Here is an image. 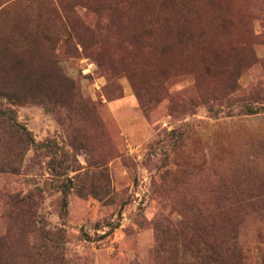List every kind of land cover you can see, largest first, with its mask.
<instances>
[{
	"label": "rangeland",
	"instance_id": "obj_1",
	"mask_svg": "<svg viewBox=\"0 0 264 264\" xmlns=\"http://www.w3.org/2000/svg\"><path fill=\"white\" fill-rule=\"evenodd\" d=\"M0 110V264L264 260V0H0Z\"/></svg>",
	"mask_w": 264,
	"mask_h": 264
},
{
	"label": "trees",
	"instance_id": "obj_2",
	"mask_svg": "<svg viewBox=\"0 0 264 264\" xmlns=\"http://www.w3.org/2000/svg\"><path fill=\"white\" fill-rule=\"evenodd\" d=\"M82 24V21H80ZM85 25V24H84ZM86 29H90L94 38L98 35L97 25L94 29L89 28L85 25ZM229 45L236 46V43L233 41L229 42ZM4 116L2 110H0V117ZM10 117L9 115H7ZM12 125V124H11ZM13 126V125H12ZM16 129L24 138V148L29 149L30 147L34 149V151H39L43 145L42 142H38L32 136L30 130L26 128V126H22L16 122ZM55 145V144H52ZM56 146V145H55ZM81 166H72V171L76 172L74 175L67 177L66 181L61 182V192H62V200L64 207L67 205V195L69 194L72 188H77L79 192H83L84 189H87L89 193L94 194L95 196L103 197L105 192H97L96 190L108 189L109 178L106 172L99 173L96 171H84L80 172ZM97 174L99 177L103 178V184H98ZM236 198V201H241V198ZM230 198L225 199V204L228 202L230 205ZM220 215L222 216V224L220 227V234L218 238H212L209 235L199 243L194 240H190L189 242L184 240L187 244L188 250L191 254H194V258L198 264H258V262H253L247 258V252L239 238L238 228L236 227V214L233 213V210L222 207L220 210ZM174 230V229H173ZM260 232V231H258ZM258 238L261 239V236L257 235ZM200 259V260H199ZM182 264V263H180ZM183 264H193V262ZM259 264H264L263 258Z\"/></svg>",
	"mask_w": 264,
	"mask_h": 264
}]
</instances>
